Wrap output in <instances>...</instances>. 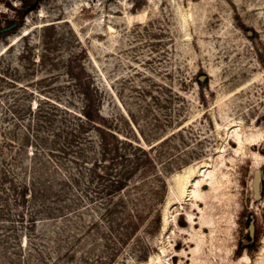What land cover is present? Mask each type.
Wrapping results in <instances>:
<instances>
[{"label":"rangeland","instance_id":"rangeland-1","mask_svg":"<svg viewBox=\"0 0 264 264\" xmlns=\"http://www.w3.org/2000/svg\"><path fill=\"white\" fill-rule=\"evenodd\" d=\"M0 264H264V0H0Z\"/></svg>","mask_w":264,"mask_h":264},{"label":"water","instance_id":"water-1","mask_svg":"<svg viewBox=\"0 0 264 264\" xmlns=\"http://www.w3.org/2000/svg\"><path fill=\"white\" fill-rule=\"evenodd\" d=\"M15 24H11L10 26H8L6 29L13 27ZM204 77V75L200 76V79H202ZM259 183H260V172L258 170L254 171L253 174V179H252V187H253V191H254V196L255 198H258L259 195ZM249 233L252 234L253 231V226L252 224H249Z\"/></svg>","mask_w":264,"mask_h":264},{"label":"bare ground","instance_id":"bare-ground-1","mask_svg":"<svg viewBox=\"0 0 264 264\" xmlns=\"http://www.w3.org/2000/svg\"><path fill=\"white\" fill-rule=\"evenodd\" d=\"M255 170H258L260 172V170L258 168H256ZM191 169H185V171L182 173H178L177 175H175V180L176 181H181L183 179H185V177L191 172ZM203 171V170H202ZM203 173V172H202ZM185 182V181H184ZM183 185V184H182ZM180 186V185H179ZM182 191V190H181Z\"/></svg>","mask_w":264,"mask_h":264},{"label":"trees","instance_id":"trees-1","mask_svg":"<svg viewBox=\"0 0 264 264\" xmlns=\"http://www.w3.org/2000/svg\"><path fill=\"white\" fill-rule=\"evenodd\" d=\"M23 4H24L23 6L25 9H27L30 6V3L26 2V1H24ZM19 12H20V14L18 15V17L21 18L24 11H19ZM13 22H16V21L15 20L11 21V23H13Z\"/></svg>","mask_w":264,"mask_h":264}]
</instances>
